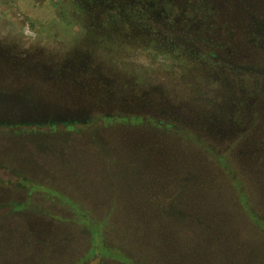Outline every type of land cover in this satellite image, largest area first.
Segmentation results:
<instances>
[{"label":"rangeland","instance_id":"rangeland-1","mask_svg":"<svg viewBox=\"0 0 264 264\" xmlns=\"http://www.w3.org/2000/svg\"><path fill=\"white\" fill-rule=\"evenodd\" d=\"M262 195L264 0H0V264H264Z\"/></svg>","mask_w":264,"mask_h":264},{"label":"trees","instance_id":"trees-1","mask_svg":"<svg viewBox=\"0 0 264 264\" xmlns=\"http://www.w3.org/2000/svg\"><path fill=\"white\" fill-rule=\"evenodd\" d=\"M159 28L161 29V31L162 30H164V31H166V30H170V31H167V33H169V35H171V36H173V37H175V36H178L180 33H178L179 31H181L179 28H176V27H172V28H168V26H165L164 24H161V25H159ZM181 33H182V31H181ZM212 160V159H211ZM221 160H222V162H221ZM189 161H191V159H189ZM219 161L222 163V165L223 164H225L226 165V160L225 159H223L222 158V156H219ZM178 162L180 163V159L178 158ZM224 165V166H225ZM210 178V177H209ZM209 178H207V179H209ZM205 180V179H204ZM208 181V180H207ZM238 182V186L240 185L239 184V181H237ZM146 225V224H145ZM156 228V222H153L152 223V221H150L149 223H148V225H147V229H150L151 231H154V229ZM144 230H145V228H144ZM144 233H146V231H144Z\"/></svg>","mask_w":264,"mask_h":264},{"label":"crops","instance_id":"crops-1","mask_svg":"<svg viewBox=\"0 0 264 264\" xmlns=\"http://www.w3.org/2000/svg\"><path fill=\"white\" fill-rule=\"evenodd\" d=\"M257 179V178H256ZM256 181H258V180H255L254 179V186H256L257 187V182ZM255 199L257 198V197H254ZM259 198H260V201H257V204H259L260 205V207H262V208H264V206L261 204V202H264V200H263V195L262 196H259ZM257 200V199H256ZM253 215V214H252Z\"/></svg>","mask_w":264,"mask_h":264}]
</instances>
